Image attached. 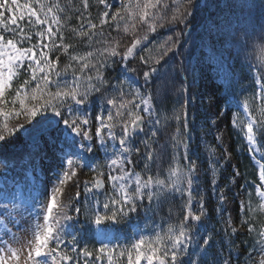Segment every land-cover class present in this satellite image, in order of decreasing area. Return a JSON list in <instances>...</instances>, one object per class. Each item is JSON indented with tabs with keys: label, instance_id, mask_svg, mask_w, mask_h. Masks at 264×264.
<instances>
[{
	"label": "snow or ice",
	"instance_id": "1",
	"mask_svg": "<svg viewBox=\"0 0 264 264\" xmlns=\"http://www.w3.org/2000/svg\"><path fill=\"white\" fill-rule=\"evenodd\" d=\"M94 5L103 9L97 17ZM200 7L198 0H0V142L23 130L34 148L60 154L42 200L28 203L6 182L0 187V264H264V25L259 34L233 37L237 58L249 59L254 91L240 102L231 73L223 83L224 111L236 109L230 124L257 176L240 185L246 199L234 221L217 179L230 153L217 158L208 146L209 168L202 169L191 151L197 117L181 38ZM176 25L184 27L155 40ZM257 39L252 62L248 50ZM170 95L175 102L165 115ZM214 139L224 147L222 134ZM84 169L92 177L81 182ZM202 175L210 177L208 194ZM69 187L77 190L64 203ZM213 213L222 226L209 230ZM133 216L131 236L113 243L102 226ZM141 218L151 227L141 228ZM240 227L249 237L240 242L244 253L235 240ZM89 238L99 247L90 248Z\"/></svg>",
	"mask_w": 264,
	"mask_h": 264
},
{
	"label": "rangeland",
	"instance_id": "2",
	"mask_svg": "<svg viewBox=\"0 0 264 264\" xmlns=\"http://www.w3.org/2000/svg\"><path fill=\"white\" fill-rule=\"evenodd\" d=\"M199 29L200 28L198 27V30ZM210 43L209 34L207 33L203 35V38L198 39V45L206 46V49L210 47ZM214 77L215 74L209 77L204 75L203 71L199 72L196 79V85L192 87L191 90L195 97L194 107L197 117V130L194 134L193 146L197 150L202 148L206 151H208V146L215 147L217 158L221 155L230 153V157L226 160L220 161L217 171V179L220 181V189L227 190V202L224 207L229 210L235 221L239 202L246 199V195L240 188V177L236 179L234 184L230 183L229 180V178L236 172V163L230 151V142L226 131V113L220 106L221 98L216 95L217 86ZM236 79L238 81L243 80L241 75H238ZM222 113L224 114L221 115ZM12 123H25V121L21 118L20 121H13ZM10 126L12 125L10 124ZM218 133L222 134L224 147H220L214 139ZM23 135L24 131L21 130L12 136H7L6 143L0 142V187H3L6 182L8 187L14 189L19 195L23 187L25 176L27 177L34 172L38 177L36 182L38 188L33 197L42 200L43 197L39 196V193L43 191L46 184H49V182L53 180L55 166L58 163L56 157L60 154L56 149H53L50 146L45 147L43 144L40 145L39 149L34 148L32 144H28L25 148H22L21 145L22 142H24ZM99 155L102 157L103 154L100 153ZM22 177L23 179H21ZM91 177L92 175H89L87 169L79 172V179L81 182L84 180H91ZM76 190L75 187H69L66 189V194L62 197V202L67 203L69 196H74ZM224 218H228L227 214ZM21 223L25 228L27 227V224H25L24 221H21ZM234 226H236L235 223ZM147 227L150 228L151 224ZM134 230L135 228H132V232ZM13 231H17V229L13 228ZM17 234L22 238H27V233L24 231H19ZM244 234H246V228L240 227L239 234L235 239ZM108 235L111 238V236H114V233L111 232ZM5 239H7V237H5ZM237 245L239 246V251L241 253L247 251L246 246H243L241 243H237ZM13 246L18 247L19 245L14 244ZM246 259L247 256H242V261Z\"/></svg>",
	"mask_w": 264,
	"mask_h": 264
},
{
	"label": "trees",
	"instance_id": "3",
	"mask_svg": "<svg viewBox=\"0 0 264 264\" xmlns=\"http://www.w3.org/2000/svg\"><path fill=\"white\" fill-rule=\"evenodd\" d=\"M77 3H79V0H77ZM198 3L201 6L200 10L195 15V19L193 20V22L187 28V32L190 35L181 38L182 40L187 41V43L184 45V48H187L190 52V55H187L184 59L186 60V62H190V68H192L193 65V71H191V75L188 80V84L191 85L190 88L195 85L197 72L206 69V75L211 74V69H209L208 65L209 63L205 59L204 49H200L198 47V39L201 36V32H196V30L200 23L204 24V26L202 27L204 29L208 21H212L214 16H216L217 14L220 15L222 21L217 24L216 28L212 26L210 28L212 47L213 49L219 48L220 52L224 49V46L228 44V48L225 46V58L229 57V59L232 60V63L235 68L239 70L243 68H248L247 66H245V63H249V59H246L243 54L239 55V59L237 58L238 46L234 42L233 37L237 35H242L245 30L248 31L250 34L253 32V30H255V32L259 34L260 26L264 25V8H261L260 6L261 0H198ZM90 4H92V0H90ZM226 6H228V8L226 10V13L223 15L222 10ZM90 11L93 17H97L98 13L100 11H103V9L100 6L94 5L90 8ZM94 22L97 21L94 20ZM72 23H76L75 18H73ZM183 27V25H176L171 28L166 27L160 30V34L155 37V40L157 42L162 43L168 35H174L176 31H179V29ZM259 43L260 41L258 39L254 40L249 47L248 51L250 53H253V55L250 57L252 62H255V55H258V49L255 48V45H258ZM180 50L183 51V49ZM217 65L220 69V64ZM222 73V79H224L228 73L225 70H222ZM112 75L115 76L116 73H112ZM248 76L250 77V74ZM223 83L224 81L220 85V93H223ZM232 86L235 91V89L237 88L233 85V83ZM191 93L193 95L192 91ZM174 102V95L168 96V98L165 100L164 105L167 109V111L164 113L165 115H171ZM176 107H178V105H176ZM171 130L172 128L170 127L169 131ZM230 131L233 150L236 155L239 156L241 171L245 176H252L254 169L252 168L248 158L245 156L246 146L244 145L242 136H240L237 131L233 129L232 126H230ZM165 138L166 137L161 138V143L164 142ZM193 153H198L200 157L198 162L201 164L202 169L209 168V163L205 159L206 152L202 150H193ZM209 178V176L203 175L200 181L202 185V191H205L206 194H208V189L210 188V185L206 184L205 181H207ZM212 202L213 205H215L216 199L214 197H212ZM179 203L180 201L177 200L176 205H179ZM166 210L167 209H165V211ZM176 210V206H173L174 213L176 212ZM163 214L164 213H161V215ZM214 214L215 213H213V219L212 221H210V223L216 228L218 226V223L216 221L218 220L215 218Z\"/></svg>",
	"mask_w": 264,
	"mask_h": 264
},
{
	"label": "bare ground",
	"instance_id": "4",
	"mask_svg": "<svg viewBox=\"0 0 264 264\" xmlns=\"http://www.w3.org/2000/svg\"><path fill=\"white\" fill-rule=\"evenodd\" d=\"M5 155V154H4ZM6 157V156H5Z\"/></svg>",
	"mask_w": 264,
	"mask_h": 264
}]
</instances>
